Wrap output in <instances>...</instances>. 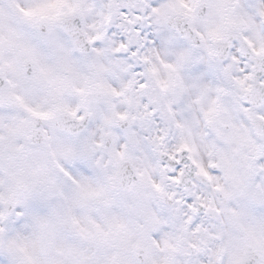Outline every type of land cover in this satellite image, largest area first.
I'll list each match as a JSON object with an SVG mask.
<instances>
[{
  "label": "clouds",
  "instance_id": "clouds-1",
  "mask_svg": "<svg viewBox=\"0 0 264 264\" xmlns=\"http://www.w3.org/2000/svg\"><path fill=\"white\" fill-rule=\"evenodd\" d=\"M36 3L61 18L37 24L16 7ZM0 13V34H14L0 69L39 75L28 83L53 112L30 140L0 142V245L54 228L86 185L142 264H192L199 248L234 264L249 233L264 241V98L243 106L264 97V0H0ZM188 197L207 207L186 210ZM249 205L259 211L234 215Z\"/></svg>",
  "mask_w": 264,
  "mask_h": 264
},
{
  "label": "snow or ice",
  "instance_id": "snow-or-ice-1",
  "mask_svg": "<svg viewBox=\"0 0 264 264\" xmlns=\"http://www.w3.org/2000/svg\"><path fill=\"white\" fill-rule=\"evenodd\" d=\"M16 7L37 24L57 21L61 18L59 13L53 12L57 4L36 3L30 11H25L19 5ZM120 11L129 24L134 23L129 15L128 7H123ZM110 18L111 14L105 17L106 20ZM5 19V15L0 13V23ZM136 28L138 30L139 25H136ZM124 29H127V25ZM108 35L121 41L120 49L129 50L133 56L136 55V48L129 49L128 44L124 42L126 37L122 34L121 27L113 26L109 29ZM99 39H101L100 36L97 37V40ZM5 44L8 46L14 44V34L11 31L6 36L0 34V45ZM99 47L100 44L97 43V48ZM236 55L239 57L240 53ZM29 59L36 62L35 54H31ZM131 63L132 61L129 60L130 65ZM241 68H244L246 73L254 71L252 68H245L243 63H241ZM5 69H0V81L6 84L5 87L0 88V142L8 138L30 140L33 135L42 131L36 127L37 122L50 120L53 112L44 110L41 97L31 90L28 83L39 81V75L27 73L20 65H5ZM8 70L14 73V78L9 77ZM41 71L44 70L41 69ZM44 74L48 75L47 72ZM251 78V76H246V79ZM260 79L264 81V75ZM17 81L20 82V91L15 90L18 86ZM240 83L243 84L244 81L241 80ZM246 91H251V88ZM113 92L115 95H120V92L115 89ZM261 98L264 97L244 101V108L252 109ZM65 154H70V150H66ZM193 163L196 162L193 161ZM259 163L264 165V160H260ZM182 167L181 163L175 165L176 171H181ZM197 167L201 174L208 176L203 167L199 165ZM176 171L172 173L173 176L176 175ZM102 191V189L86 185L82 197L64 210L54 228L46 229L30 239L17 234L15 239L9 240L5 245H0V264H142L138 255L132 252V249L139 248V243L129 246L127 242L119 238L123 225L119 223L111 202L107 199H97L102 195ZM196 200L197 198L188 197L185 201L186 210L202 212L204 207H207L203 204L198 207ZM258 211L259 209L249 205L241 208L240 212L234 215L256 214ZM197 223H199V218H197ZM16 227L19 229L20 225ZM152 235L157 240L159 239V233L153 232ZM206 251L204 248L197 249V257L192 264H207ZM17 253L22 255L18 257ZM234 264H264V241L249 233Z\"/></svg>",
  "mask_w": 264,
  "mask_h": 264
}]
</instances>
